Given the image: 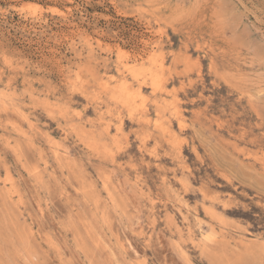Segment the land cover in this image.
<instances>
[{
  "label": "rangeland",
  "instance_id": "obj_1",
  "mask_svg": "<svg viewBox=\"0 0 264 264\" xmlns=\"http://www.w3.org/2000/svg\"><path fill=\"white\" fill-rule=\"evenodd\" d=\"M0 264H264V0H0Z\"/></svg>",
  "mask_w": 264,
  "mask_h": 264
},
{
  "label": "bare ground",
  "instance_id": "obj_2",
  "mask_svg": "<svg viewBox=\"0 0 264 264\" xmlns=\"http://www.w3.org/2000/svg\"><path fill=\"white\" fill-rule=\"evenodd\" d=\"M163 58H164V57H163ZM158 60H159V59H158ZM158 60H157V61H158ZM153 68H154V67H153ZM124 73H125V72H124ZM146 74H147V73H146ZM120 75H121V74H120ZM151 76H152V75H151ZM125 77H126V76H125ZM143 77H144V76H143ZM120 78H121V77H120ZM127 79H128V78H127ZM139 80H140V79H139ZM78 81H79V80H78ZM119 81H120V80H119ZM124 81H125V80H124ZM129 81H130V80H129ZM129 81L127 80L128 83H130ZM134 82H135V81H134ZM134 82H133V83H134ZM130 85H131V84H130ZM133 85H134V84H133ZM118 86H119V85H118ZM165 86H166V85H165ZM125 87H126V86H125ZM128 87H129V86H128ZM133 87H134V86H133ZM160 88H162V87H160ZM165 88H166V87H165ZM165 88H164V89H165ZM124 89H125V88H124ZM111 91H112V90H111ZM128 91H129V90H128ZM112 92H114V91H112ZM142 92H143V91H142ZM142 92H141V94H142ZM135 93H136V92H135ZM107 94H108V93H107ZM107 94H106V95H107ZM148 94H149V93H148ZM156 94H157V93H156ZM133 95H134V93H133ZM145 95H146V94H145ZM108 96H109V95H108ZM146 96H148V95H146ZM149 96H150V95H149ZM105 98H106V96H105ZM152 98H153V97H152ZM149 99H150V97H149ZM149 99H148V100H149ZM103 100H104V99H103ZM150 100H151V99H150ZM107 101H108V100H107ZM104 102H105V101H104ZM110 103H112V102H110ZM124 103H125V102H124ZM126 103H127V102H126ZM160 104H161V102H160ZM117 106H118V105H117ZM148 106H149V105H148ZM120 107H121V106H120ZM123 107H124V106H123ZM145 107H146V106H145ZM112 108H113V107H112ZM121 108H122V107H121ZM150 108H151V107H150ZM152 108H153V107H152ZM169 109H170V108H169ZM154 110H155V109H154ZM118 111H119V110H118ZM108 112H109V111H108ZM114 112H115V111H114ZM137 112H138V111H137ZM137 112H136V113H137ZM139 112H140V111H139ZM150 112H151V110H150ZM153 112H154V111H153ZM119 113H120V112H119ZM157 113H158V112H157ZM132 114H133V113H132ZM140 114H142V113H140ZM159 114H160V113H159ZM115 115H117V114H115ZM136 115H137V114H136ZM136 115H135V116H136ZM161 115H162V114H161ZM164 115H165V114H164ZM117 116H118V115H117ZM144 116H145V114H144ZM151 116H152V115H151ZM154 116H155V115H154ZM133 117H134V116H133ZM139 117H140V116H139ZM142 117H143V115H142ZM147 117H148V115H147ZM156 118H157V117H156ZM154 119H155V118H154ZM152 120H153V119H152ZM156 120H157V119H156ZM156 120H155V121H156ZM157 122H159V121H157ZM157 122H156V123H157ZM166 124H167V123H166ZM166 124H165V125H166ZM162 125H164V124L162 123ZM158 126H159V125H158ZM169 126H170V125H169ZM142 127H143V126H142ZM149 127H150V126H148L147 129L151 130ZM143 129H144V128H143ZM143 129H142V130H143ZM167 129H168V128H167ZM158 130H159V129H158ZM107 132H109V131H107ZM140 132H141V131H140ZM159 132H160V131H159ZM152 133H153V131H152ZM152 133H150V134H152ZM159 134H160V133H159ZM147 135H148V134H147ZM140 136H142V135H140ZM165 136H166V135H165ZM165 136H164V137H165ZM143 137H144V136H143ZM146 137H147V136H146ZM149 137H150V135H149ZM164 137L162 136V139H163ZM166 137H168V136H166ZM151 138H152V137H151ZM169 138H170V137H169ZM153 139H154V138H153ZM156 141H157V140H156ZM158 141H159V140H158ZM164 141H166V140H164ZM149 142H150V141H149ZM142 143H143V142H142ZM144 143H145V142H144ZM144 143H143V144H144ZM151 143H152V142H151ZM155 143H156V142H155ZM155 143H154V144H155ZM158 143H159V142H158ZM167 143H169V142H167ZM171 143H173V142H171ZM169 144H170V143H169ZM149 145H150V144H149ZM145 146H146V145H145ZM154 146H155V145H154ZM154 146H153V147H154ZM162 146H163V145H162ZM156 147H157V144H156ZM168 147H169V146H168ZM168 147H167V148H168ZM151 148H152V147H151ZM165 149H166V148H165Z\"/></svg>",
  "mask_w": 264,
  "mask_h": 264
}]
</instances>
